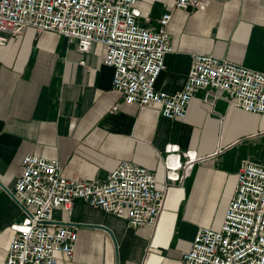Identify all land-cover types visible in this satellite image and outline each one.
<instances>
[{
	"label": "crops",
	"instance_id": "0c3cea01",
	"mask_svg": "<svg viewBox=\"0 0 264 264\" xmlns=\"http://www.w3.org/2000/svg\"><path fill=\"white\" fill-rule=\"evenodd\" d=\"M207 1L189 10L170 0L137 4L150 29L172 14L173 52L156 90L181 91L193 55L264 73V0ZM105 53L100 44L81 53L75 41L33 28L0 46V264L32 213L12 196L27 155L58 163L71 179L105 180L133 163L155 175L159 190L171 185L155 228L132 229L83 201L55 210L53 225L77 232L73 257L56 253L58 264H183L198 230H220L240 166L264 165V113H247L210 89L195 94L184 119H165L155 105L124 104Z\"/></svg>",
	"mask_w": 264,
	"mask_h": 264
},
{
	"label": "built area",
	"instance_id": "2783aa9c",
	"mask_svg": "<svg viewBox=\"0 0 264 264\" xmlns=\"http://www.w3.org/2000/svg\"><path fill=\"white\" fill-rule=\"evenodd\" d=\"M139 1L0 0V46L19 39L26 28L37 35L51 32L75 41L81 53L103 45L104 64L114 70L112 87L123 103L155 105L165 119H184L195 94L208 89L225 93L247 113H264V73L217 56L193 55L181 91L156 90L165 57L173 52L166 31L172 14L162 15L159 30L150 29L139 21ZM170 1L182 10L199 9L208 2ZM170 188L166 184L159 190L155 175L133 163H122L105 180L71 179L61 174L58 163L27 155L12 196L32 213L11 242L4 264H58L56 253L70 260L77 232L57 228L52 214L70 211L77 201L124 218L132 229L155 228ZM182 260L183 264H264V165L240 166L220 230H198Z\"/></svg>",
	"mask_w": 264,
	"mask_h": 264
}]
</instances>
